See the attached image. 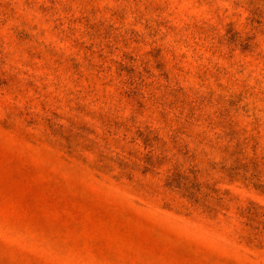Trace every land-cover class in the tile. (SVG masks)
<instances>
[{"label": "rangeland", "instance_id": "1", "mask_svg": "<svg viewBox=\"0 0 264 264\" xmlns=\"http://www.w3.org/2000/svg\"><path fill=\"white\" fill-rule=\"evenodd\" d=\"M0 264H264V0H0Z\"/></svg>", "mask_w": 264, "mask_h": 264}]
</instances>
